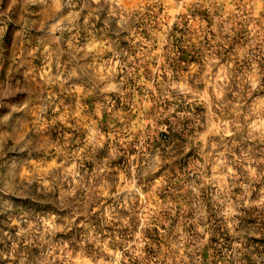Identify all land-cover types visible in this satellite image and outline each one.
Here are the masks:
<instances>
[{
  "label": "rangeland",
  "instance_id": "obj_1",
  "mask_svg": "<svg viewBox=\"0 0 264 264\" xmlns=\"http://www.w3.org/2000/svg\"><path fill=\"white\" fill-rule=\"evenodd\" d=\"M0 28V264H264V0H0Z\"/></svg>",
  "mask_w": 264,
  "mask_h": 264
},
{
  "label": "clouds",
  "instance_id": "obj_2",
  "mask_svg": "<svg viewBox=\"0 0 264 264\" xmlns=\"http://www.w3.org/2000/svg\"><path fill=\"white\" fill-rule=\"evenodd\" d=\"M111 2L122 3V0H111ZM54 3H55V4L57 5V7L59 8V6H60L61 3H62V0H54ZM96 3H99V0H96ZM5 31H6V29H4V28H0V36H2V34H3ZM169 87H171V88H177L178 86H177V84H175V83H171V84L169 85ZM180 87H181V90H183V86H180ZM16 107H17V106H16L15 104H12V105L4 104V103H3V98H0V108H8V109H9L8 115H6V116L4 117V119H8L9 116H10V114H11V111L14 110ZM3 147H4L3 143L0 142V151L3 150ZM156 159H157L158 161L160 160V156H159V154H157Z\"/></svg>",
  "mask_w": 264,
  "mask_h": 264
}]
</instances>
